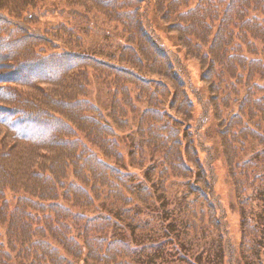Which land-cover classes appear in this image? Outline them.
<instances>
[{
    "label": "trees",
    "instance_id": "16d2710c",
    "mask_svg": "<svg viewBox=\"0 0 264 264\" xmlns=\"http://www.w3.org/2000/svg\"><path fill=\"white\" fill-rule=\"evenodd\" d=\"M45 1L0 0V264H216L221 254L239 264L213 175L190 159L208 149L212 122L231 166L256 169L254 160H242L246 146L231 148L230 124L249 105L255 118L241 130L264 137V0H63L126 28L119 63L65 48L75 31L64 25L37 28L36 8ZM152 10L186 56L167 47ZM185 57L198 65L201 86ZM91 73L113 92L111 124L88 98ZM138 105L147 107L137 128L142 146L126 161L118 132L129 129ZM147 150L153 165L141 179L127 164L145 168ZM177 179L195 197L189 217L203 226L210 219L214 236L198 244L201 252L187 216L188 224L176 209L150 207L154 190L165 193ZM251 179L238 178L240 203ZM97 208L106 216L87 214ZM115 219L127 238L112 233L120 230ZM182 228L190 234L184 239L168 233ZM243 229L258 235L249 219ZM151 241L155 250L147 253Z\"/></svg>",
    "mask_w": 264,
    "mask_h": 264
},
{
    "label": "rangeland",
    "instance_id": "374dc122",
    "mask_svg": "<svg viewBox=\"0 0 264 264\" xmlns=\"http://www.w3.org/2000/svg\"><path fill=\"white\" fill-rule=\"evenodd\" d=\"M36 11H39L38 14L40 16L38 18L39 23L37 28H39L42 32L47 33L48 31L59 28L62 25H64L65 28L74 30L75 32L68 35L67 39L70 38L71 42L75 43H73V45H69L67 44L68 40H64L63 46L67 49L68 47H71L75 50V52L80 54L90 55L100 61H103L104 63H108L111 60L115 62L119 60L120 56H122L124 52V48L128 46L126 28H124L123 25L111 23L108 20V17H105L97 11L88 13L86 9L73 5L71 6L63 0H46L37 6ZM150 15L161 37L164 38V42L167 47L172 49L175 53L181 54L183 57L186 56L187 53L178 46V37H175L167 32L165 26H163L160 22L159 17L153 13V10ZM60 52L62 53V51ZM114 58H116L115 61ZM185 60L190 64L193 82H195L197 86H201V72L199 71L198 65L190 58L185 57ZM91 75V88L89 90L88 98L97 109H100L105 121L111 124L113 121L111 120L112 105L114 100L113 92L109 89V86L100 80H97L96 75L93 73H91ZM137 108H139L138 112L134 114V116H131L132 120L129 129L123 132H118L121 152L125 156L126 161H129L130 156L132 155L131 153L137 150L135 147L140 145L142 146L137 128L140 120L139 118L147 107L146 105H138ZM248 108L249 105L245 106L241 114H239L241 111L240 105L233 107L234 114L239 115L236 118V122L233 123L232 121L230 124L234 134V145L231 148L235 149L238 146L239 148H244L246 146L247 153L246 156H243L242 160L243 162L254 160L256 163V169L251 167L250 172H247L244 168L231 166L230 161L226 158V151L222 147L221 139L218 135L219 130L215 123L212 124V122L210 123L211 125L209 124V126H207V129L205 130L206 132L204 131L205 137L208 140V143H206L208 149H202L201 154L197 155L198 158L193 154L190 161L194 160L196 162V159H199L201 161V165L202 163H205L204 166H206L208 173L213 175L211 184L214 181V196H216V199H220V206L223 208L224 214L227 218L226 225L230 233V239L234 241L235 252L240 254V259L238 261L239 264H264V137L255 134L251 129H249V131L241 130L243 127L248 126L251 118H255V115L252 114V112H249ZM247 114L249 115L247 116ZM256 120L258 122L257 118ZM147 151L148 157L145 168L140 169L129 163L127 164L131 168L139 169L135 174L141 179L145 178L144 174L147 175L148 170L151 168V165H153L149 162L152 158V153L149 150ZM210 155H212L213 158V165L208 162V157ZM153 159L157 160L158 157H154ZM190 164L194 165L192 163ZM130 171L133 172V169H130ZM242 173H252V179L247 185L248 192H246L245 196L242 197V202L240 203L238 200L237 189L240 185L237 181L238 178L240 179L242 176ZM154 180L158 186L159 182L157 179ZM165 187V193H163L161 186L159 188L161 189L160 193H158V188H156V192L154 190V195H156L158 200L156 199L150 204V207H152L151 210H154L153 206H155V210L159 212H163L164 208H170L171 210L176 209L179 214L185 215V223L188 224L189 220L186 218L187 216L192 221V230L198 233V239L194 242L195 246H197L195 252H201L202 248L198 247V244L203 246L212 238L210 236H214V233L208 228L210 219L208 218L203 226L199 221L195 222L189 217L186 205L194 202L195 197L188 195L189 187H187L182 180L177 179V181H174L172 185L168 183ZM196 203L199 202L196 201ZM194 206L197 207L199 213L205 214L204 210L206 208H204L201 203L197 205L195 204ZM112 209L113 208H111L110 211ZM124 210L126 209L123 208L122 211ZM87 214L90 216H106V213L100 208H97ZM201 218V216L198 217V219ZM246 219H249L252 225L254 224L256 229H258L257 236H255L256 233L249 234V231H245L243 229V223L245 225ZM174 220L180 221L177 218H174ZM114 221L119 224L118 226H120V230H116L112 233H115V235H122L127 238L124 234L126 230L124 229L123 224L119 220L115 219ZM165 225L168 226V224ZM180 232L181 234L173 233L171 230L168 231L170 235H177L181 239H184L186 235H190L186 231H183V228ZM184 234L186 235L184 236ZM191 235L193 236V234ZM151 236L155 237L154 234H151L149 238H151ZM193 237L195 238L196 236ZM251 238H253V241L256 240L259 242V245L251 243ZM160 244L161 245L158 246L159 250L165 249V244L161 241ZM144 245L145 247L143 249L147 253H151L155 250L151 249V247H155L152 241ZM181 247L183 248V244L177 246L176 250H173L174 247H171L169 251L170 254L175 257V253ZM159 256L163 258L162 252H159ZM170 260L175 261L174 258ZM13 262V264H23L16 258ZM161 262L162 260H159V263ZM228 263V260L226 261L224 257H222V254L220 258L218 257L216 259V264Z\"/></svg>",
    "mask_w": 264,
    "mask_h": 264
}]
</instances>
